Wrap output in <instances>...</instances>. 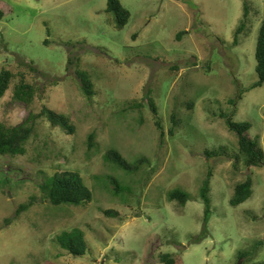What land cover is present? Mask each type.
Here are the masks:
<instances>
[{
	"label": "rangeland",
	"instance_id": "rangeland-1",
	"mask_svg": "<svg viewBox=\"0 0 264 264\" xmlns=\"http://www.w3.org/2000/svg\"><path fill=\"white\" fill-rule=\"evenodd\" d=\"M120 1L131 12L123 28L108 0H0V71L17 74L0 98V122L31 119L33 126L24 154L0 156V264H164L166 253L182 254L184 264H264V160L246 164L224 117L236 108L233 119L252 123L246 134L264 151V84L231 102L258 80L264 0ZM78 68L94 83L92 98L80 88ZM21 75L34 86L30 104L14 97ZM45 107L69 118L75 132L37 116ZM173 115L179 124L170 135ZM111 149L131 163H151L128 172L105 158ZM214 149L220 154L208 157ZM210 170L205 224L200 190ZM64 171L83 177L93 191L89 204L44 197L41 185ZM248 176L251 196L231 205ZM112 178L122 186L118 193ZM176 188L190 195L185 206L168 199ZM76 229L87 250L75 256L58 239Z\"/></svg>",
	"mask_w": 264,
	"mask_h": 264
},
{
	"label": "trees",
	"instance_id": "trees-1",
	"mask_svg": "<svg viewBox=\"0 0 264 264\" xmlns=\"http://www.w3.org/2000/svg\"><path fill=\"white\" fill-rule=\"evenodd\" d=\"M2 7L3 5L0 4L1 19L5 17V13ZM244 7L245 15H248V5L246 1L244 2ZM7 10L10 11V13L12 12L10 8H8ZM107 11L115 14L117 26L119 28L125 27L131 17V12L122 4L120 0H108ZM244 29L245 23H242L238 27L235 34V45L238 44L239 35L243 33ZM183 34L184 32H179L177 37L180 38ZM256 60V72L258 74V80L254 82L249 87V89H243L239 94H237L236 98L231 101L234 104H237L239 100H242L245 91L257 88L264 84V20L259 31L256 47ZM72 64H74V61L70 59L69 65ZM30 69L36 71V68L34 67H30ZM76 74L80 80V88L82 89L83 93L88 98H92L96 94V90L94 89V83L91 77L89 76V74L85 73L79 68ZM16 76L17 74L9 69H2L0 71V98L6 94ZM24 79L25 77L21 75V81L16 86L14 97L18 101H23L30 104L34 95V86L27 83ZM148 103L151 107L152 113L156 117L155 124L161 130V135L163 136L165 133L163 132L164 130L161 119L158 118V107L152 97L148 98ZM235 111L236 108L231 116H224L226 119V123L229 129L238 135L240 150L246 156V164L249 166L261 165L264 160V151L262 150V148H260L257 140L251 139L246 134L252 128V123L235 121L233 119ZM37 116H45L53 126H59L66 130L69 134L75 132V129L73 125H71L69 118L47 107L43 108L41 113H39ZM177 120L178 119H176V116L173 115L172 121L174 125H172L168 131L170 135H174L175 128L179 124V121ZM30 121L31 119H28L23 124H20L18 126H7L6 124L0 122V156L19 155L25 153V143L29 140L33 132V126L31 124H27ZM94 136V133L89 136V149H92L94 147ZM219 154L220 153L218 152V150L215 149L206 150V155L210 158ZM105 158L108 161L113 162L121 168L127 170L128 172H139L143 169L145 163H151L147 157L139 158L135 162L131 163L120 152L114 149L109 150L106 153ZM212 175L213 171L210 170L200 190V196L205 206V224L209 222L212 215V199L210 197ZM110 182L113 184V190L116 191V193L121 191L122 186L116 178H112ZM252 187L253 180L251 176H248L245 181L239 182L234 188V194L230 200L231 205L236 206L245 202L252 194ZM41 188L44 197L48 198L49 201L55 205H87L93 199V191L89 188L88 185L85 184L83 177L76 172L64 171L56 173L52 177H50L48 183H43L41 185ZM168 199L170 201H177L179 205L185 206L190 200V195L187 192L176 188L169 192ZM30 200L31 201L20 205V207L16 211V216H19L21 212L29 209V207L33 205L36 199L31 198ZM104 213L108 216H116L115 214H117L116 211L111 209H105ZM206 231V226H204V230L200 235V239L205 235ZM58 241L63 249L67 250L69 253L75 256L83 255L87 250V241L84 232L80 229H76L73 231H64L59 236ZM196 241L198 242L199 239H196ZM161 257L164 264H184L182 254L180 253H177V255L166 253Z\"/></svg>",
	"mask_w": 264,
	"mask_h": 264
},
{
	"label": "water",
	"instance_id": "water-1",
	"mask_svg": "<svg viewBox=\"0 0 264 264\" xmlns=\"http://www.w3.org/2000/svg\"><path fill=\"white\" fill-rule=\"evenodd\" d=\"M239 264H241V263H239Z\"/></svg>",
	"mask_w": 264,
	"mask_h": 264
}]
</instances>
